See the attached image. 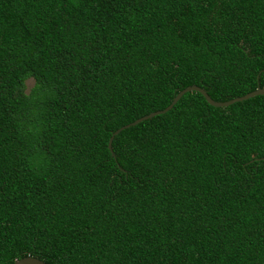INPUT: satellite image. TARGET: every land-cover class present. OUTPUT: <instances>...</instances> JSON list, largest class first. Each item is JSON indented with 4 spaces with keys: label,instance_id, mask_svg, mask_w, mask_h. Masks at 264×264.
Instances as JSON below:
<instances>
[{
    "label": "trees",
    "instance_id": "16d2710c",
    "mask_svg": "<svg viewBox=\"0 0 264 264\" xmlns=\"http://www.w3.org/2000/svg\"><path fill=\"white\" fill-rule=\"evenodd\" d=\"M35 84L27 92V82ZM264 0H0V264H264Z\"/></svg>",
    "mask_w": 264,
    "mask_h": 264
},
{
    "label": "water",
    "instance_id": "95a60500",
    "mask_svg": "<svg viewBox=\"0 0 264 264\" xmlns=\"http://www.w3.org/2000/svg\"><path fill=\"white\" fill-rule=\"evenodd\" d=\"M190 92H200L206 98V100L208 101V103L210 105H212L214 107H218V108L229 107V106H231V105H233L235 103L246 101V100L255 98L257 96H264V89H258V90L254 91V92H251V93H249V94H247V95H245L243 97L235 98V99H232L231 101H228V102H216L203 89H201V88H199L197 86L188 87V88L184 89L183 91H181L177 95V97L175 98L173 103L168 108H166L165 110L152 113V114H150L148 116H145V117L135 121L132 124L124 126L123 128L119 129L118 131H116L113 134V136H112V138L110 140V144H109L110 150H112V144H113L114 138L117 135H119L122 131H124L126 129H129L132 126H136V125H138V124H140V123H142V122H144L146 120H149L151 118H154L156 116L166 114L167 112H169V111H171L173 109V107L182 99V97L185 94L190 93ZM14 264H46V263L41 261V260H39V259H37V258L29 256V257L17 260Z\"/></svg>",
    "mask_w": 264,
    "mask_h": 264
},
{
    "label": "rangeland",
    "instance_id": "374dc122",
    "mask_svg": "<svg viewBox=\"0 0 264 264\" xmlns=\"http://www.w3.org/2000/svg\"><path fill=\"white\" fill-rule=\"evenodd\" d=\"M34 84H35V81L33 79H31L27 82V92H30V90L33 88Z\"/></svg>",
    "mask_w": 264,
    "mask_h": 264
}]
</instances>
